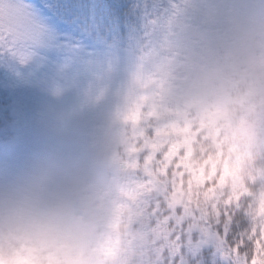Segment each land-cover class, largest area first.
<instances>
[{
  "label": "rangeland",
  "instance_id": "rangeland-1",
  "mask_svg": "<svg viewBox=\"0 0 264 264\" xmlns=\"http://www.w3.org/2000/svg\"><path fill=\"white\" fill-rule=\"evenodd\" d=\"M171 2L185 10L183 19L177 20L167 34L162 35L158 25L147 31L139 30L141 47L136 54L122 52L118 46L110 43L102 50L68 46L62 52H49L47 46L57 37L54 30L49 29L31 11L30 0H0V164L7 166L14 158L30 152L41 130L54 135L67 147L86 144L89 140L87 135H91L90 124L101 102L109 101V94L114 91L118 97L121 86L126 82L144 79L152 82L155 78L150 74V68H160L167 79L182 81L189 90L216 95V87L214 90L205 81L215 57L221 69L220 74L227 79L225 89H231L234 81L252 93L249 95V99L253 100L251 103L257 102L253 94L256 93L254 89L259 77L241 71L239 61L233 54L234 45L228 39L234 14L243 0ZM205 24L213 25L214 40L210 41L202 35L201 28ZM135 44L136 41L128 51L136 49ZM37 49L45 50L38 53ZM161 50L167 55L162 64H155L154 58ZM212 77L216 86L221 85L219 77ZM147 86L144 84L145 88ZM231 91L239 100L245 96L243 92L239 97L237 89ZM38 92L45 103L36 107ZM217 96L219 103L216 112L224 115V109L229 115L223 116V120L217 119V135L221 134L230 147L225 146L223 152H229V165L235 180L234 186L230 187L229 182L225 185L219 200L230 206L239 202V197L247 190L248 182L264 179V134L257 132L253 114L245 112L238 117L229 99L225 101L227 96L222 93ZM120 110L124 114L129 112L128 107H120ZM207 112L211 110H205ZM137 115L144 117L142 114ZM148 115V120L156 122L158 119L155 112ZM199 120L202 126L213 128L212 122L215 120L210 114H204ZM157 128L172 135L180 156L184 160L188 159L183 170L194 174L197 171L203 173L204 168L197 161V136L190 116L183 115ZM239 130L249 145L246 143L248 150L253 153H248L253 161L249 163L246 159V171L235 170V157L230 152L239 145L235 135L240 133ZM167 144L162 141L160 147L164 149ZM162 149L151 148L156 153L162 152ZM171 153L172 147L165 152ZM247 228L250 232L252 229L257 231L251 218L247 219ZM161 256L172 255L162 249ZM49 259L52 264H56L58 257ZM145 259H155V253L146 247L144 251L139 249L135 252L127 264H131L132 260Z\"/></svg>",
  "mask_w": 264,
  "mask_h": 264
},
{
  "label": "clouds",
  "instance_id": "clouds-1",
  "mask_svg": "<svg viewBox=\"0 0 264 264\" xmlns=\"http://www.w3.org/2000/svg\"><path fill=\"white\" fill-rule=\"evenodd\" d=\"M161 3L167 7L170 0ZM180 19L183 14L170 11L160 19L159 32L167 34ZM228 39L241 71L259 77L264 90V0H243ZM166 55L161 50L154 63L162 64ZM149 72L152 82L123 84L113 107H128L130 115L135 109L145 117L155 112L157 126H164L183 115L195 124L202 109L213 110L219 103L212 92L189 90L182 81L167 79L158 67ZM108 132L115 136L117 129L113 126ZM105 134V125L99 124L86 144L67 147L41 130L30 152L7 166L0 164V264H52L50 257H58L56 264H126L128 257L115 258L132 231V202L122 189L142 171L144 154L130 157L123 148L106 144ZM117 151L119 160L114 159ZM231 210L234 215L247 213L257 235L264 236V179L248 182ZM192 221L186 219L185 224ZM151 239L160 241L153 246L155 259L131 264H173L161 258V250L174 255L175 239L167 232H152ZM245 253L251 264L249 238L239 256L245 258ZM259 259L264 264V256ZM188 264H195L191 257Z\"/></svg>",
  "mask_w": 264,
  "mask_h": 264
},
{
  "label": "trees",
  "instance_id": "trees-1",
  "mask_svg": "<svg viewBox=\"0 0 264 264\" xmlns=\"http://www.w3.org/2000/svg\"><path fill=\"white\" fill-rule=\"evenodd\" d=\"M112 2L119 5V13L122 20L133 19L131 16L125 15L128 5L124 1L112 0ZM135 41L137 44H135V48H140L141 42L133 31L131 34H126L122 39L116 38L111 42H117L122 48L127 49ZM220 70L214 57L211 72L209 75L207 74L208 77L205 80L206 83L211 84L214 90L216 87L217 99L219 98L217 94L220 93L227 96L225 101L229 99V103L238 117L245 112L248 115L253 114L252 116L256 118L254 126L257 132L260 131L264 134V90L257 83L258 85L254 89L256 93L253 95H256L258 101L251 103L253 100L249 99V95H252V93L242 88L241 84L232 81L231 89H225L227 79L220 74ZM212 76L219 77L221 85L216 86ZM236 89L239 97L243 92L245 93L242 100H239L234 91H231ZM216 109H218V106L207 113H205V110L208 109H202L194 124L198 147L197 161L204 168L203 173L197 171L194 174V172L190 173L182 169L186 166L188 159L184 160L180 156L179 150H177L178 145L174 144L176 141L172 139V135L160 131L155 121L149 123L148 121L150 120L147 118L142 119L135 116V114H132L129 119L121 118L114 114V110L104 105L99 120L91 128V135L94 136L97 125L103 124L106 128V144L118 145L116 147L117 150L123 148L130 157L137 159L143 153V160L145 161L140 174L133 176L128 181L127 187L122 189L123 194L132 202L130 209L132 213L130 220L132 231L128 238L124 240L122 247H118L116 259H123L124 257L129 259L137 250L144 251L145 247L153 251L154 243L158 245L160 241H152V232H159L161 236L167 232L169 239H175L176 241V251V234L179 233V226L175 221L178 209L183 210L180 213V217L184 224L186 219H195L204 227H207L210 219H213L218 214V211L227 210L232 221L231 239L233 242L238 244L243 239L245 243L246 239L250 238L252 234L247 228V219L250 218L248 214L245 213L243 216L234 215L231 209H234L236 205L229 206L219 200V194L225 185L229 182L230 187L234 186L235 180L229 165V152H223L225 146L229 147V145L221 137V134L217 135L218 127L216 126L217 119L223 120V116L229 115L222 108L224 115H220L216 112ZM204 114H210L215 120L212 122V129L202 126L199 118L203 117ZM232 117L234 118V116ZM240 124L243 125L241 122ZM113 126L117 129L115 136L110 135L108 132ZM239 132L235 133L239 145L231 149L230 152L235 157V170L246 171V159L249 163L253 161V158H250L248 153H253L248 150L249 145L245 141L242 131L239 130ZM162 141L163 143H168L164 149L160 147ZM170 147H172V153L165 154ZM151 148L162 149V152L156 153ZM114 159L119 160L118 152ZM165 176L167 179H164ZM168 259L172 260L173 264H177V262L179 264L180 258L178 255H172ZM227 259L229 264H244V256H236L235 252Z\"/></svg>",
  "mask_w": 264,
  "mask_h": 264
},
{
  "label": "snow or ice",
  "instance_id": "snow-or-ice-1",
  "mask_svg": "<svg viewBox=\"0 0 264 264\" xmlns=\"http://www.w3.org/2000/svg\"><path fill=\"white\" fill-rule=\"evenodd\" d=\"M29 7L35 16L49 29L54 30L57 39L47 46L49 52H62L71 46L82 49H100L116 38L122 39L133 31H147L158 25L162 16L170 11L182 14L185 10L175 2L165 7L158 0H130L126 16L133 19H121L119 5L112 0H30ZM202 35L208 40H214L213 25L205 24L201 28ZM45 49H37L38 53ZM45 103L38 92L36 107ZM177 210L176 224L179 233L176 234L179 264H188L191 257L195 264H229L228 257L233 252L239 256L243 239L237 244L231 239V216L227 210L219 212L210 219L207 227L197 220L186 225L182 222ZM249 243L252 250L251 264H261L259 257L264 254V236L257 235L255 229ZM244 264H249L247 254Z\"/></svg>",
  "mask_w": 264,
  "mask_h": 264
}]
</instances>
